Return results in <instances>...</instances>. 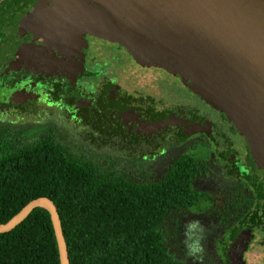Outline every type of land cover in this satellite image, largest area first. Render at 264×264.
<instances>
[{"label": "flooded vegetation", "instance_id": "flooded-vegetation-1", "mask_svg": "<svg viewBox=\"0 0 264 264\" xmlns=\"http://www.w3.org/2000/svg\"><path fill=\"white\" fill-rule=\"evenodd\" d=\"M86 39L83 71L73 81L10 69L0 28V125L65 137L101 163L126 157V167L120 165L134 182L157 180L186 160L195 172V201L167 220L177 215L213 222L195 232L197 263L264 264V176L250 169L245 138L166 71L139 64L116 43ZM16 109L35 122L28 127L32 120L17 113L8 122ZM171 115L181 121H169Z\"/></svg>", "mask_w": 264, "mask_h": 264}, {"label": "water", "instance_id": "water-1", "mask_svg": "<svg viewBox=\"0 0 264 264\" xmlns=\"http://www.w3.org/2000/svg\"><path fill=\"white\" fill-rule=\"evenodd\" d=\"M0 28L10 69L73 81L83 71L87 35L118 44L229 121L248 144L250 169L264 176V0H7ZM39 206L51 214L61 264H69L60 215L48 196L30 200L0 223V232Z\"/></svg>", "mask_w": 264, "mask_h": 264}, {"label": "trees", "instance_id": "trees-1", "mask_svg": "<svg viewBox=\"0 0 264 264\" xmlns=\"http://www.w3.org/2000/svg\"><path fill=\"white\" fill-rule=\"evenodd\" d=\"M186 160L157 180L134 182L123 165L100 162L85 147L48 132L0 125V223L30 200L57 206L69 264H188L171 250L167 217L195 201V172ZM0 264H61L48 209L35 207L0 232Z\"/></svg>", "mask_w": 264, "mask_h": 264}, {"label": "rangeland", "instance_id": "rangeland-1", "mask_svg": "<svg viewBox=\"0 0 264 264\" xmlns=\"http://www.w3.org/2000/svg\"><path fill=\"white\" fill-rule=\"evenodd\" d=\"M16 113L18 114L19 119L21 117H25V119L23 120H32L25 122L26 126L28 127L31 125L32 122L33 123L35 122L33 118L27 117L29 115L26 114L25 110L23 112V110H19V109L13 110L12 114L8 115L7 117V119H9L8 122L16 117L17 115ZM108 159L112 161L111 158ZM104 160L107 161V158H105ZM120 160L121 161L123 160L125 162L126 157L125 158L121 157ZM116 164L120 165L119 162ZM123 165H125L126 167L127 164L124 163ZM160 174L161 173L158 172L156 175H160ZM178 211H183V209ZM212 223L213 222H209V221H195V217H191V216H187V217L177 216V215L173 216L171 219L168 220L166 224V232H167L169 247L171 248V250L175 251L179 256L183 257L188 264H199L195 260L196 259L195 257L199 255L198 252H195V232L201 231L202 229L208 227V225H211Z\"/></svg>", "mask_w": 264, "mask_h": 264}]
</instances>
